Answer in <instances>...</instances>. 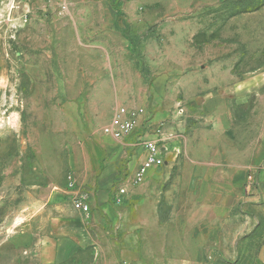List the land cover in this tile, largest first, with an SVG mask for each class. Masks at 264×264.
Returning a JSON list of instances; mask_svg holds the SVG:
<instances>
[{
    "label": "rangeland",
    "instance_id": "rangeland-1",
    "mask_svg": "<svg viewBox=\"0 0 264 264\" xmlns=\"http://www.w3.org/2000/svg\"><path fill=\"white\" fill-rule=\"evenodd\" d=\"M203 67L248 85L231 110L251 164L264 133V0H0V264H38L12 243L18 210L67 184L82 132L139 94L126 82ZM263 222L213 264H264ZM58 264L100 261L90 248Z\"/></svg>",
    "mask_w": 264,
    "mask_h": 264
},
{
    "label": "crops",
    "instance_id": "crops-1",
    "mask_svg": "<svg viewBox=\"0 0 264 264\" xmlns=\"http://www.w3.org/2000/svg\"><path fill=\"white\" fill-rule=\"evenodd\" d=\"M215 74V67L164 70L150 83L126 82L139 94L120 105L143 107L145 115L120 141L101 128L82 132L80 156L69 166L74 187L67 181L19 208L11 235L18 251L38 264H58L90 248L100 264H213L236 257L264 220V133L250 164L247 133L238 137L231 110L238 94L247 100L248 85ZM159 135L164 164L132 185L143 140ZM80 192L88 213L73 207ZM258 256L264 262V240Z\"/></svg>",
    "mask_w": 264,
    "mask_h": 264
},
{
    "label": "built area",
    "instance_id": "built-area-1",
    "mask_svg": "<svg viewBox=\"0 0 264 264\" xmlns=\"http://www.w3.org/2000/svg\"><path fill=\"white\" fill-rule=\"evenodd\" d=\"M145 115L143 107L127 108L125 106H118L114 108L110 121L103 127V132L116 141L124 139L129 135L138 125L140 117ZM143 148L145 152L144 159L138 165L129 179L132 185L139 184L147 171L151 168L161 167L164 164V152L166 148L163 144V138L159 135L155 138H148L143 140ZM75 179L73 175H68V187H74ZM126 193L124 187L118 189V195ZM120 196H115V202H120ZM87 195L83 192L76 193L72 199V204L75 209L81 210L85 213L89 211V205L86 199Z\"/></svg>",
    "mask_w": 264,
    "mask_h": 264
}]
</instances>
